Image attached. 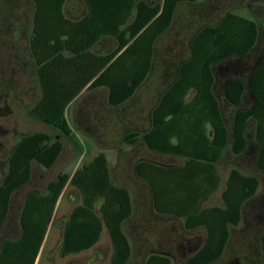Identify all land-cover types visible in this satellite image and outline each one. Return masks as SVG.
<instances>
[{"label": "trees", "instance_id": "16d2710c", "mask_svg": "<svg viewBox=\"0 0 264 264\" xmlns=\"http://www.w3.org/2000/svg\"><path fill=\"white\" fill-rule=\"evenodd\" d=\"M67 1L32 0L29 48L40 97L31 105L29 115L55 134H26L15 147L0 181V228L9 214L12 193L30 179L31 164L49 169L63 151L60 138L75 142L66 117L71 101L84 89L100 87L107 89L111 107L131 100L149 76L155 44L171 27L178 6L194 3L81 0L86 12L81 19L71 20L64 13ZM256 27L255 21L232 11L224 12L211 24H202L192 38L190 55L173 69L174 77L152 106L148 129L129 132L123 138L128 145L141 138L152 152L185 159L178 166L139 160L133 168L146 184L157 214L180 218L188 231H205L199 249L178 264L217 261L228 243L230 227L239 225L244 204L259 188L256 175L232 168L221 190L222 204L204 206L221 184L216 164L227 148L234 155L243 153L250 122L257 145V168L264 172V56L247 73L246 81L232 78L222 86L225 97L234 104L247 92L252 97L249 107L236 112L231 127L222 115L214 69L228 59L250 54L257 38ZM106 36L115 38V48L104 54L96 52L97 44ZM67 184L78 193L80 202L63 221L60 257L92 248L105 230L111 244L108 264L129 263L132 246L124 225L134 212L132 191L112 181L107 157L99 152L71 174L59 173L47 184L44 194L27 195L19 217L20 237L3 242L0 264H35ZM260 260L264 264V231ZM142 264L172 261L165 254L152 253Z\"/></svg>", "mask_w": 264, "mask_h": 264}, {"label": "rangeland", "instance_id": "374dc122", "mask_svg": "<svg viewBox=\"0 0 264 264\" xmlns=\"http://www.w3.org/2000/svg\"><path fill=\"white\" fill-rule=\"evenodd\" d=\"M148 1L151 3L160 2V0ZM193 1L199 4L206 0ZM256 2L258 1H253V3ZM209 4L230 9L245 18H253L245 7L228 8V6L237 4L235 0L233 2L212 0L201 8L195 9L182 3L177 8L171 27L157 40L151 72L138 88L136 95L121 106L111 107L106 101L107 92L102 88L85 90L66 109V117L73 130L75 142L68 138H61L63 151L51 169L44 170L32 163V167L35 169V178L33 185L27 186L24 191L35 189L42 193L46 183L55 180L59 173L71 174L77 167L89 162L99 152L106 155L112 181L117 185L127 186L132 191L134 212L124 225V230L128 234L132 246V257L128 264H142L143 258L153 252H169L173 255L172 264H177L186 254L198 248V244L205 236L203 229L188 231L184 228L181 220L171 216L158 215L152 209L150 210L147 186L136 177L133 169L134 163L138 160L171 165L180 164L183 160L150 151L141 138L134 146L127 145L124 143L123 137L128 131L136 130L142 133L148 128L150 109L155 104L161 90L174 77L173 63L188 57L190 38L202 24L214 22L218 16L225 12L211 6L212 12ZM68 5L70 9L74 3ZM31 11L32 0H0V65L3 68L7 67L4 73L7 72L8 64L4 60L7 57H4V54L2 56L3 43L10 44V41L14 40L12 34L16 35V30L12 34L9 32L11 27L13 26V30L18 22L21 24V33L15 44L23 52L24 59H28L27 45L28 33L32 25ZM74 11L77 12L75 9ZM262 26L264 28V19ZM32 62L33 60L30 63L31 69H33L31 72L14 71V88L18 95L11 104L14 115L12 117L0 115V124L15 125L19 131L27 134L47 132L54 136L55 131L51 127L29 115L31 105L40 97V89L34 72L35 66ZM9 74L10 70H8ZM218 82L216 91L218 94H222L220 81ZM249 103V100L245 101V105ZM15 140L16 135L0 133V142L4 143L2 148H10ZM1 152L0 160L6 157ZM216 167L221 184L219 189L210 196L205 206L222 204L221 190L227 174L232 168L245 174H257L260 185L254 198L244 204L239 225L230 227V237L222 256L212 264H261L260 235L264 229V208L259 206L264 202V173H258L254 161L245 155L234 157L226 153ZM2 175L0 169V180ZM79 202L78 193L67 184L60 196L35 264L108 263L111 244L105 230L92 248L66 257L59 255L62 222L67 218L72 207Z\"/></svg>", "mask_w": 264, "mask_h": 264}, {"label": "flooded vegetation", "instance_id": "af4514ba", "mask_svg": "<svg viewBox=\"0 0 264 264\" xmlns=\"http://www.w3.org/2000/svg\"><path fill=\"white\" fill-rule=\"evenodd\" d=\"M146 1L149 2L148 0H146ZM208 1L212 2V0H206L205 2L199 3V4H204L205 5V3H207ZM227 1L233 2V0H227ZM253 1H258V2L253 3ZM235 2L237 3L236 5L228 6V8L235 9V8H243V7H245L249 11L251 17H253L250 20H253V21H255L257 23V27H256L257 38H256V42L254 44V47L250 51V54H248V55H246L244 57H233L231 59H228V60L222 62L221 64H218V65L214 66V69L216 70V74H215L216 82L220 81L221 82V87L224 86V84L229 79H232V78H241L242 80L246 81L247 73L249 71L253 70L258 65V63L260 62L262 57L264 56V28L262 26L263 19H264V0H235ZM186 4H188L191 8H194V9L201 7V6L197 7L198 5L196 6L197 3H195V2L193 4H190V3H186ZM204 5H202V6H204ZM209 6H210V11H212L211 6H213L214 8H218L221 11H225V12L231 11L230 9H225L223 6H222L223 8H221L220 6L212 5V4H209ZM214 15H215V13H214ZM247 19H249V18H247ZM204 24H211V23L207 22V23H204ZM12 27H11V30H10L9 33L12 34V32L14 30H16V32H17L16 35L12 34V36H14V40H11L10 44L9 43L6 44L4 42L3 43L4 46H3V49H2V56L4 54V57H7L6 59H4L5 62L8 64L7 65L8 69H7L6 73H4V70L7 67L5 66L3 68L0 65V100H1V103H0V115H6V117H8V116L12 117V115H14V109H13V106L11 104H12V101L15 100V97L18 96L17 95V91L14 88V85H15V81L13 79V77L15 76L14 71L19 70L20 72L21 71L22 72H31L33 70V69H31L32 67H31V64H30L32 60H33L32 63H34V66H35L34 58L32 57V55L30 53V48H29V36L31 34V29H30V31L28 33L29 36H28L27 49H28V54L32 58V60H31V58L29 56H28V59L25 60L24 56H23V52L20 51L19 50L20 48L17 47V45L15 44V42L17 40V37L21 33V24H20V22H18L15 25V27L13 28V30H12ZM196 31L193 33V35L190 38L189 49H190V44H191L192 38L194 37V34L196 33ZM15 37H16V39H15ZM21 49L23 50V48H21ZM189 52H190V50H189ZM189 55H190V53H189ZM179 61H177L176 63H173V65H172V66H174L173 69H175V70L178 69L179 63H180ZM2 64H3V60H2ZM152 66H153V63H152ZM8 70H10V74L9 75H8ZM34 72H35V69H34ZM243 75H245V76L243 77ZM159 96H160V94H159ZM159 96H158V98H159ZM158 98H157V100H158ZM218 98H219V101H220L222 115H223V117L225 119V122L227 123V125L229 127H231V125H232V122H233V119H234V116H235L236 112L239 109H243V108L249 107L251 102H252V97H251V95L248 92L243 96L241 102H239L238 104H234V103L230 102L225 97L223 92H222V94H218ZM247 100H249L250 103L248 105H245V101H247ZM150 113H151V109L149 111V121H150ZM133 131H136V130H133ZM129 132H132V131H128L127 133H129ZM138 132H140V131H138ZM144 132H142V133H144ZM0 133L3 134V135H9V134L16 135V140L14 141V143L12 144V146L10 148H2L4 146V143L0 142V152L2 151L1 154L3 156L6 155L5 158L3 157L2 160H0V169H1L2 173H3V175H2V178H3V176H4L5 172H6L7 164H8V161H9V158H10L11 154L13 153L15 147L18 145V142L20 141L21 137H23L27 133L19 131L18 128L15 125H10V124H8V125L0 124ZM130 146H134V145H130ZM7 150L9 151L8 153H7ZM256 150H257V145H256V142H255V139H254V134H253V122H250L248 124V126H247L246 146H245V149H244L243 153L240 154V155H234L227 148V150L224 151L223 155H225L226 153H229L230 155H232L234 157H239V156L243 157L244 155L245 156H249L250 160L254 161V165H255L258 173H264V172L258 170V168H257ZM172 157H177V156H172ZM177 158H181V157H177ZM222 158H223V156H222ZM222 158L220 159V161L222 160ZM181 159L183 161L179 165H183L184 162H185L184 158H181ZM151 162H153V161H151ZM157 164L170 165V164H163V163H157ZM176 165H178V164H173L172 166H176ZM4 167H5V169H3ZM252 175H256L258 177V179H259V176L257 174H252ZM2 178H1V180H2ZM34 178H35V169L32 167V164H31V176H30L29 181L24 186H22L21 188L15 190L12 193L11 197H14L15 195H17V193H20L21 191L25 190L27 188V186H32ZM259 185H260V179H259ZM30 192H35L36 193V190L35 189L29 190V193ZM254 196H252L249 200L254 198ZM261 206H263V208H264V202L259 207H261ZM263 231H264V229L262 230V232Z\"/></svg>", "mask_w": 264, "mask_h": 264}, {"label": "crops", "instance_id": "0c3cea01", "mask_svg": "<svg viewBox=\"0 0 264 264\" xmlns=\"http://www.w3.org/2000/svg\"><path fill=\"white\" fill-rule=\"evenodd\" d=\"M70 3H74V5H73V7L72 8H68L69 7V5L68 4H70ZM75 5H77L76 7H74ZM74 9L75 10H77V12L76 11H74ZM85 12H86V7H85V5H84V3L81 1V0H68L66 3H65V6H64V13H65V15H66V17H68L69 19H71V20H79V19H81L83 16H84V14H85ZM115 46H116V40H115V38L114 37H111V36H106V37H104L98 44H97V46H96V49H95V51L96 52H98V53H101V54H104V53H107V52H109V51H111V50H113L114 48H115ZM220 84H221V82H220ZM100 88H102L103 90H105L106 92H107V89L106 88H104V87H100ZM97 89H99V88H97ZM86 89H84V90H82L72 101H71V103L70 104H72L75 100H77L82 94H83V92L85 91ZM94 90H96V89H94ZM88 91H91V90H88ZM108 94V93H107ZM107 94H106V101H107ZM69 104V105H70ZM107 104H108V101H107ZM68 105V106H69ZM109 105V104H108ZM68 106H67V108H68ZM66 108V109H67ZM57 138H59L58 136H57ZM61 139V138H60ZM61 141H62V139H61ZM33 163H35V162H33ZM57 163V162H56ZM36 165H38L37 163H35ZM181 164V163H180ZM171 165V164H170ZM179 165V164H178ZM178 165H176V166H178ZM38 166H40V165H38ZM42 169H44V170H48L47 168H44V167H42V166H40ZM51 168H53V167H51ZM51 168H49V169H51ZM43 175V174H42ZM57 178V177H56ZM51 181H53V180H51ZM51 181H49V182H51ZM49 182H47L46 183V186H45V189H46V187H47V184L49 183ZM45 189H44V191L41 193V192H39L38 190H36V193L37 194H44V192H45ZM131 190V189H130ZM29 194V190H27V191H21L20 193H17V195H15L14 197H11V201H10V206H9V214H8V216H7V219L3 222V224H2V226H1V228H0V250H1V248H2V246H3V242L5 241V240H8V239H13V240H15V239H18L19 237H20V234H21V228H20V221H19V217H20V213H21V210L23 209V206H24V202H25V199H26V197H27V195ZM62 194V193H61ZM61 196V195H60ZM59 199H60V197H59ZM59 199H58V201H59ZM58 201H57V204H56V206H55V210H56V207H57V205H58ZM150 204H151V202H150ZM204 206H205V204H204ZM152 209V211H154L153 210V207H152V205H150V210ZM55 210H54V212H55ZM54 212H53V214H54ZM154 213H156L155 211H154ZM53 214H52V216H51V219H52V217H53ZM157 214V213H156ZM158 215H160V214H158ZM163 216H168V215H163ZM171 217H174V216H171ZM175 218H177V217H175ZM51 219H50V221H51ZM177 219H179V220H181L180 218H177ZM182 221V220H181ZM63 223V222H62ZM49 224H50V222H49ZM48 228H49V225H48ZM48 228H47V231H48ZM197 230V229H196ZM47 231H46V234H47ZM194 231V230H193ZM46 234H45V237H46ZM128 235V234H127ZM45 237H44V240H43V243H44V241H45ZM129 237V236H128ZM204 238H205V236L203 237V239H202V241H201V243H199L198 245V248H196L193 252H195L197 249H199V247L203 244V242H204ZM42 243V244H43ZM61 244V243H60ZM42 247V246H41ZM41 249V248H40ZM193 252H191V253H189V254H186V256L184 257V258H182L181 260H179V263L180 262H182V261H184L189 255H191ZM153 253H162V254H165V255H167V256H169L170 257V259H171V261L173 260V255L172 254H170L169 252H153ZM150 254H152V253H150ZM110 255H111V253H110ZM149 255V254H148ZM148 255H146L143 259L145 260L146 258H147V256ZM132 257V256H131ZM109 259H110V256H109ZM38 260V256H37V258H36V261ZM143 260V261H144ZM36 261H35V263H36ZM174 261V260H173ZM108 262H109V260H108ZM108 264V263H107ZM178 264V263H177Z\"/></svg>", "mask_w": 264, "mask_h": 264}]
</instances>
